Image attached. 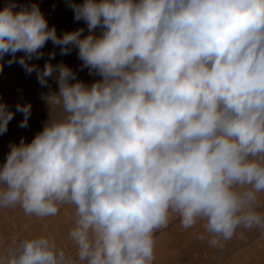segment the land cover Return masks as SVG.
<instances>
[{"label":"clouds","instance_id":"clouds-1","mask_svg":"<svg viewBox=\"0 0 264 264\" xmlns=\"http://www.w3.org/2000/svg\"><path fill=\"white\" fill-rule=\"evenodd\" d=\"M67 4L86 35H58L39 3L0 10V72L7 56L49 88L42 130L0 165V209L73 207L71 247L14 237L0 264H155L156 234L175 219L209 248L264 236V0ZM49 41L99 79L53 64L54 50L31 63ZM16 113L28 127L30 102H0V135Z\"/></svg>","mask_w":264,"mask_h":264},{"label":"rangeland","instance_id":"rangeland-1","mask_svg":"<svg viewBox=\"0 0 264 264\" xmlns=\"http://www.w3.org/2000/svg\"><path fill=\"white\" fill-rule=\"evenodd\" d=\"M27 4V2L25 3ZM71 16L65 20H56L50 26H55L58 35L65 31H72L83 27L85 35L87 26L81 21L74 20V13L71 9ZM51 45V41H49ZM56 51V63H66L77 72V78L91 83L99 77L90 75L85 68L80 70L81 61L77 57V51L69 55H61L60 48L54 47ZM21 53H18L20 55ZM3 71L0 72V79L6 82V87H0V102H6L15 111V105L19 103H31L32 114L29 118V125L20 128L18 125L23 119L21 113H16L13 120L9 122L8 131L0 135V165L5 161L9 152L10 143H19L21 137L31 141L34 135L42 130L44 123L49 118V110L41 99V93H47L49 88L42 87L36 78L35 72L27 74L17 63L8 65V57L5 58ZM48 59L44 54L39 60H32L31 63L38 64L41 68ZM52 89H56L55 81L49 78ZM74 208L62 206L58 215L54 217L37 219L26 216L19 207L0 209V252L5 251L11 240L31 238L35 235L50 234L56 238L62 246L71 247L67 234L73 226ZM203 229L198 225L195 228L184 230L179 226V220H173L169 227L156 234V261L155 264H264V236L255 230L244 231V239L234 237L225 243L223 249L209 248L206 241L198 239ZM243 231V230H242Z\"/></svg>","mask_w":264,"mask_h":264},{"label":"crops","instance_id":"crops-1","mask_svg":"<svg viewBox=\"0 0 264 264\" xmlns=\"http://www.w3.org/2000/svg\"><path fill=\"white\" fill-rule=\"evenodd\" d=\"M8 2V0H0V10L3 9L4 5ZM17 5L30 3H39L42 12L45 14L46 18L51 22H55L56 20H65L66 16H71V8L67 4V0H15ZM76 3H82L83 0H75ZM18 10V9H17ZM50 26V25H49ZM57 51L53 45L47 43L45 47L42 49L44 54H48L51 51ZM8 84L0 79V87H6ZM0 90V95H1Z\"/></svg>","mask_w":264,"mask_h":264}]
</instances>
